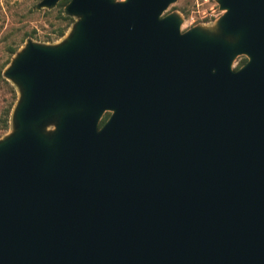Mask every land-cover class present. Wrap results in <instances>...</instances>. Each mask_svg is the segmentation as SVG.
<instances>
[{
    "label": "water",
    "instance_id": "95a60500",
    "mask_svg": "<svg viewBox=\"0 0 264 264\" xmlns=\"http://www.w3.org/2000/svg\"><path fill=\"white\" fill-rule=\"evenodd\" d=\"M213 1L180 32L176 0H67L15 51L0 264H264V0Z\"/></svg>",
    "mask_w": 264,
    "mask_h": 264
},
{
    "label": "rangeland",
    "instance_id": "374dc122",
    "mask_svg": "<svg viewBox=\"0 0 264 264\" xmlns=\"http://www.w3.org/2000/svg\"><path fill=\"white\" fill-rule=\"evenodd\" d=\"M39 1L0 0V115L1 111L12 100V95L14 94L15 100L18 96V90L15 85L1 76L7 64L13 58L7 49L15 48V51L18 52L28 39L41 44H56L62 40H55L53 35L56 28L62 26L56 18V6L50 9H36V4ZM174 11L181 18L180 32L198 26L212 28L214 21L222 14L221 11H218L217 5L213 0H210L207 4H200L197 0H176L163 14ZM69 30L68 28L65 36ZM47 37L51 38L52 41L50 43L44 41ZM241 58L244 57H236L233 60L231 64L232 69L235 68ZM15 100L13 101V105ZM51 129L52 126H49L46 131ZM10 131L11 121L10 117H8L7 128L2 129L0 127V140Z\"/></svg>",
    "mask_w": 264,
    "mask_h": 264
},
{
    "label": "trees",
    "instance_id": "16d2710c",
    "mask_svg": "<svg viewBox=\"0 0 264 264\" xmlns=\"http://www.w3.org/2000/svg\"><path fill=\"white\" fill-rule=\"evenodd\" d=\"M67 3V0H61L56 4V8H57V15L56 18L57 20L61 23L62 26H59L56 28L55 32H53L54 35V39L58 40L60 39L65 32L67 31V29L69 28L70 24L73 22L72 19L70 17L64 16L62 14V7H64V5ZM182 10V9H181ZM183 12V10H182ZM46 40H44L45 42H51V38H45ZM8 53L12 56L15 53V48H8ZM245 62L244 58H241L238 63L236 64L234 69H237L239 66H241L243 63ZM15 100V96L14 94L12 95V100L5 106V108L1 111V115H0V127L2 129H6L7 128V123H8V116H9V112L11 110V107L13 105V101ZM108 117V113H105L103 115V117L101 118L99 125L101 126L103 124V122L106 120V118Z\"/></svg>",
    "mask_w": 264,
    "mask_h": 264
},
{
    "label": "built area",
    "instance_id": "2783aa9c",
    "mask_svg": "<svg viewBox=\"0 0 264 264\" xmlns=\"http://www.w3.org/2000/svg\"><path fill=\"white\" fill-rule=\"evenodd\" d=\"M200 4H207L210 0H197Z\"/></svg>",
    "mask_w": 264,
    "mask_h": 264
}]
</instances>
